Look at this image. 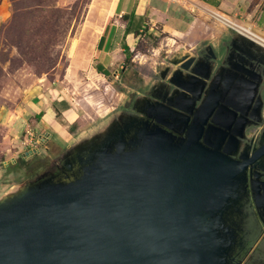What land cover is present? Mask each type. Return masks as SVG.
Instances as JSON below:
<instances>
[{
  "label": "water",
  "instance_id": "95a60500",
  "mask_svg": "<svg viewBox=\"0 0 264 264\" xmlns=\"http://www.w3.org/2000/svg\"><path fill=\"white\" fill-rule=\"evenodd\" d=\"M230 47L238 59L211 76L191 119L175 110L193 106V80L213 65L185 55L168 80L190 98L149 106L155 124L128 138L110 122L72 147L78 167L65 179L40 176L0 196V264H230L248 180L264 208V130L251 153L241 144L263 120L253 61L264 63V46L235 30Z\"/></svg>",
  "mask_w": 264,
  "mask_h": 264
},
{
  "label": "rangeland",
  "instance_id": "374dc122",
  "mask_svg": "<svg viewBox=\"0 0 264 264\" xmlns=\"http://www.w3.org/2000/svg\"><path fill=\"white\" fill-rule=\"evenodd\" d=\"M113 1L0 0V196L47 177L49 162L68 148L106 133L109 123L133 102V108L139 109L145 90L158 81L165 67L173 68L174 60L191 56L206 43L218 46L225 38L219 29L227 24L214 12L200 11L198 34L154 27L138 39L123 68L116 67L118 77H103L95 70L93 45ZM225 33L228 39L235 34ZM39 82L48 87L44 93L48 98L67 100L68 110L57 119L69 134L58 140L48 127L45 130L57 139L24 147L26 130L32 131V125L27 120L28 125L21 127L18 122L21 98ZM263 127L264 120L250 129L249 136L257 138ZM32 147L39 152L24 156L22 162L20 158ZM258 250L264 254V241Z\"/></svg>",
  "mask_w": 264,
  "mask_h": 264
},
{
  "label": "crops",
  "instance_id": "0c3cea01",
  "mask_svg": "<svg viewBox=\"0 0 264 264\" xmlns=\"http://www.w3.org/2000/svg\"><path fill=\"white\" fill-rule=\"evenodd\" d=\"M200 11L214 12L231 22L248 24L260 35L264 33V0H114L102 19L93 45L95 70L103 77H114V74L118 77L116 67L123 68L121 64L129 58L138 39L154 27L165 32L198 34ZM228 30L235 32L228 25L219 29L224 40H228L225 33ZM43 87V82H39L25 92L20 111H16L21 116L18 121L21 127L28 125V120L37 141L47 144L69 134L57 119V115L68 110V102L55 95L48 98L44 94L48 87ZM48 127L57 133V138L45 130Z\"/></svg>",
  "mask_w": 264,
  "mask_h": 264
},
{
  "label": "flooded vegetation",
  "instance_id": "af4514ba",
  "mask_svg": "<svg viewBox=\"0 0 264 264\" xmlns=\"http://www.w3.org/2000/svg\"><path fill=\"white\" fill-rule=\"evenodd\" d=\"M191 56H195L199 58L201 62H211L213 65V69L211 71V75L209 78L205 80H193L192 83L193 89L196 92V96L193 106L185 104L184 107L186 110L175 113L180 117H187L189 119L192 118L196 109L200 106L201 102L205 97V89L208 87L210 78L212 75L216 73V71L225 67L228 62L236 61L238 59V55L234 50L230 47V39L222 40L218 43V46L212 43H206L203 47L198 48L194 54ZM231 58V59H230ZM253 68H255L258 72L262 73V82L259 86L258 94L261 95V98L264 102V95L262 93V86L264 83V63L261 61H253ZM178 66L174 65L173 68H169L168 66L164 69L165 75L161 77V72L159 73V79L156 83L152 84L147 90H145L142 98V104L139 109L133 108V103L131 108H126L125 112L120 114L116 120L114 129L122 130L124 136L126 138L130 137L134 131V127L136 124H140L142 122H147L148 124H155L154 121L148 118L145 115V111L149 106H155L157 104L168 105V101H174L176 96L181 97V99H188L190 95H182V90L177 89L173 84H171L168 80V76L175 70ZM180 104H184L180 102ZM264 104L262 107V117L263 116ZM262 120V122H263ZM260 122V123H262ZM258 124H251L245 127V139L241 142L242 147L251 146L248 148V151L251 153L253 147H257L260 141L261 134L264 130L260 132L259 136L253 138L249 136L250 129L256 127ZM130 124V126H128ZM175 128L181 130V125H175ZM166 129V128H165ZM127 130V132H126ZM171 132L173 135L177 137H181L184 135L177 133L175 130L166 129ZM47 149V148H46ZM237 157V156H236ZM50 164L46 165L48 169V177L52 176L53 178H61L65 179L66 176H69L72 171H74L78 167L77 162V152L73 148H68L59 159L52 160L49 162ZM249 173V169H248ZM259 180L264 182V173L259 176ZM241 214L238 220V239L237 244L229 256L230 264H262L263 253L259 252V245L264 241V208L257 209L252 197L251 193V185L250 181L247 182V187L244 195L239 201ZM257 241H259L258 244ZM256 245V246H255ZM255 246V248H254Z\"/></svg>",
  "mask_w": 264,
  "mask_h": 264
},
{
  "label": "bare ground",
  "instance_id": "6f19581e",
  "mask_svg": "<svg viewBox=\"0 0 264 264\" xmlns=\"http://www.w3.org/2000/svg\"><path fill=\"white\" fill-rule=\"evenodd\" d=\"M214 16L217 19H219L220 21H222L223 23H225L229 26H232V28H234L235 30H237V31L241 32L242 34L252 38L257 43L264 46V36L262 34L260 35V34L256 33V30H254L250 25L231 22L230 20L225 18V16H222L219 14L214 13Z\"/></svg>",
  "mask_w": 264,
  "mask_h": 264
},
{
  "label": "built area",
  "instance_id": "2783aa9c",
  "mask_svg": "<svg viewBox=\"0 0 264 264\" xmlns=\"http://www.w3.org/2000/svg\"><path fill=\"white\" fill-rule=\"evenodd\" d=\"M262 35L264 36V33ZM35 142H37V140H35L33 132L27 128L26 137L24 138V140L22 142L23 146L26 147L28 145H33V144H35Z\"/></svg>",
  "mask_w": 264,
  "mask_h": 264
},
{
  "label": "trees",
  "instance_id": "16d2710c",
  "mask_svg": "<svg viewBox=\"0 0 264 264\" xmlns=\"http://www.w3.org/2000/svg\"><path fill=\"white\" fill-rule=\"evenodd\" d=\"M20 160H21L22 162H24L23 157H21ZM13 166H14V165H12V164L10 165L11 168H12Z\"/></svg>",
  "mask_w": 264,
  "mask_h": 264
}]
</instances>
